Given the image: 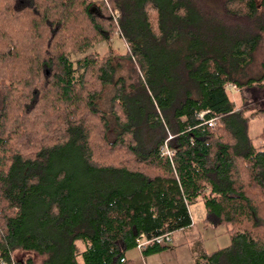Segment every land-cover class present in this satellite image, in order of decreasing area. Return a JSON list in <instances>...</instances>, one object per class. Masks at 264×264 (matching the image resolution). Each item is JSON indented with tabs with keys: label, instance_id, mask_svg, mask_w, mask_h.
<instances>
[{
	"label": "trees",
	"instance_id": "1",
	"mask_svg": "<svg viewBox=\"0 0 264 264\" xmlns=\"http://www.w3.org/2000/svg\"><path fill=\"white\" fill-rule=\"evenodd\" d=\"M115 35L127 80L112 51L71 61ZM263 39L264 0H0V263L125 264L199 201L230 240L193 264H264V116L254 147L227 94L264 90Z\"/></svg>",
	"mask_w": 264,
	"mask_h": 264
},
{
	"label": "rangeland",
	"instance_id": "2",
	"mask_svg": "<svg viewBox=\"0 0 264 264\" xmlns=\"http://www.w3.org/2000/svg\"><path fill=\"white\" fill-rule=\"evenodd\" d=\"M112 51L116 54L114 59V65H116V76H122L126 80L128 79L127 70L130 66V63H126L124 60H121V56L127 53V49H125V45L123 41L119 38V36L115 35L113 40H110L108 43L96 44L92 48H89L88 51H84L78 54H74L71 57V61L79 59L83 56H87L88 54H95L99 58L108 52ZM115 56V55H114ZM254 57L256 59V63L262 62L264 63V39L262 40V44L260 48L255 52ZM128 82V81H126ZM103 95H101L100 100H98L99 109L101 112L105 113L106 118H108V140L111 139L113 135V118H111L108 114V100L113 93V90L110 86H105L103 90ZM227 94L229 99L233 101L234 108L238 109L241 107L246 108L250 112H255L259 116L254 120H248V137L254 141V147L259 146L260 142L255 138L259 135L262 130V119L264 116V90L254 89L252 94L246 91H241L239 93L232 87L227 88ZM1 98V95H0ZM248 116L249 113H246ZM190 211V220L193 224L192 229L188 234L183 232H178L175 236H173L174 240L172 242V246H170L171 250L176 251L174 257L166 258L171 261V264H185L186 262L190 263L192 256L196 258L199 253L205 252H216L218 249L225 248L229 246V236L227 235V226L225 225H217L213 226L212 224H208L204 222L205 213L201 202L197 201L194 204L189 206ZM190 237V239H188ZM179 238V240H178ZM80 250V249H79ZM172 257L174 261L172 260ZM14 260L23 259V255L20 253L14 254Z\"/></svg>",
	"mask_w": 264,
	"mask_h": 264
},
{
	"label": "crops",
	"instance_id": "3",
	"mask_svg": "<svg viewBox=\"0 0 264 264\" xmlns=\"http://www.w3.org/2000/svg\"><path fill=\"white\" fill-rule=\"evenodd\" d=\"M248 130H247V133H248ZM189 214H191L190 211H189ZM192 227H193V224L190 226V228H188L187 230L185 229L181 232L188 234L190 230L192 229ZM188 239H190V237ZM170 246H172V244L168 245V248L165 249L162 253L150 254L149 256L143 255L138 250H130L126 253V256L124 257V262L125 264H171V261L167 260L166 258L167 257L170 258L171 256L174 257V254L176 253V251L171 250ZM173 257H172V260L174 261ZM194 259L195 258L192 256L190 263L186 262L185 264H193Z\"/></svg>",
	"mask_w": 264,
	"mask_h": 264
},
{
	"label": "built area",
	"instance_id": "4",
	"mask_svg": "<svg viewBox=\"0 0 264 264\" xmlns=\"http://www.w3.org/2000/svg\"><path fill=\"white\" fill-rule=\"evenodd\" d=\"M98 1H101L106 7H108V3H109L110 0H98ZM110 17H111V19L114 20V18H115V11H113V12L110 11ZM203 118H204V113H200L197 120L199 122L200 121L203 122L211 130H214V128H216V122H215L214 119L213 120L208 119V120L204 121ZM170 139L171 138L168 136L167 139L163 142V145L159 148L158 153H159V156L164 157V158H168V159L171 160V159L174 158V156H173L174 153H173L172 150H170V148L168 146V143H166ZM171 242H173L172 236L169 235V234H164L162 237L154 238L153 240H151L148 243L146 241L145 242L141 241V242L136 243V249L138 251H141L145 245L147 246L150 243L164 245V244H169ZM0 264H4V263L1 262Z\"/></svg>",
	"mask_w": 264,
	"mask_h": 264
}]
</instances>
